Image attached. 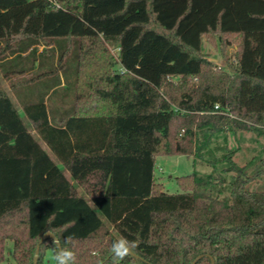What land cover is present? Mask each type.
<instances>
[{
  "label": "trees",
  "instance_id": "obj_1",
  "mask_svg": "<svg viewBox=\"0 0 264 264\" xmlns=\"http://www.w3.org/2000/svg\"><path fill=\"white\" fill-rule=\"evenodd\" d=\"M207 37L236 45L233 74ZM0 76L20 106L0 78V264L9 241L44 264L47 232L77 264H113L121 236L144 264H264V158L249 176L229 152L175 194L155 179L158 157L197 162L218 133L264 136V0H0Z\"/></svg>",
  "mask_w": 264,
  "mask_h": 264
},
{
  "label": "rangeland",
  "instance_id": "obj_2",
  "mask_svg": "<svg viewBox=\"0 0 264 264\" xmlns=\"http://www.w3.org/2000/svg\"><path fill=\"white\" fill-rule=\"evenodd\" d=\"M211 40L212 39L208 37L204 38L202 48L203 52L211 60L215 70L230 72L233 74L237 63L236 45L231 43L230 46L224 49L222 47V40H219L218 45H215ZM109 49L114 56H117V44L110 45ZM0 78L2 80L3 89L13 100L9 87L6 85V82L1 76ZM168 81L175 87L180 85L181 82L179 77H170L168 78ZM195 82L197 81L195 80ZM13 101L17 105L16 100ZM263 149L264 136L259 134L257 131L238 130L218 133L213 136L209 147L203 152L202 159L197 162L194 161L193 157H187L184 155L158 157L155 168V179L157 182H160L165 186V190L168 193H179L180 189L176 183V177L188 175L193 172H198L203 176H208L214 173L215 167L218 173H223L224 169L227 167V163L221 162V159L229 152H233V160L237 164L240 166L248 165V175L254 176L256 171H258L261 166V161L264 158ZM227 176L230 178L232 177V174L229 173ZM250 187L251 189L257 191L264 190V177L259 180H255ZM6 252V259L1 264H15L13 257V242L9 241L7 243ZM53 256L52 251H48L45 256L44 264H55ZM129 264L144 263L139 259H136L134 262Z\"/></svg>",
  "mask_w": 264,
  "mask_h": 264
},
{
  "label": "clouds",
  "instance_id": "obj_3",
  "mask_svg": "<svg viewBox=\"0 0 264 264\" xmlns=\"http://www.w3.org/2000/svg\"><path fill=\"white\" fill-rule=\"evenodd\" d=\"M47 234L53 237L52 247L54 250L53 259L55 264H77L75 252L66 246L70 238H65L63 242H58L59 238L54 233L49 232ZM137 247L134 241H130L123 236L113 240L110 247L113 264H118V262L135 255Z\"/></svg>",
  "mask_w": 264,
  "mask_h": 264
},
{
  "label": "crops",
  "instance_id": "obj_4",
  "mask_svg": "<svg viewBox=\"0 0 264 264\" xmlns=\"http://www.w3.org/2000/svg\"><path fill=\"white\" fill-rule=\"evenodd\" d=\"M40 50H42V48L40 49ZM61 80H62V84H61V86H63L64 85V80H63V78L61 77ZM5 82H6V85L9 87V89H10V92H11V94H12V97H13V100H16V103H17V105L19 106V104H18V102H17V100H18V98H17V96L14 94V91H13V87L11 86V82H10V80H4ZM19 108H20V106H19ZM20 111H21V109H20ZM43 147L49 152V154H50V156L53 158V160L60 166V167H63L60 163H59V161L57 160V158L48 150V148L45 146V144H43ZM157 162V161H156ZM66 174H67V176L68 177H70V175H69V173L68 172H66Z\"/></svg>",
  "mask_w": 264,
  "mask_h": 264
},
{
  "label": "water",
  "instance_id": "obj_5",
  "mask_svg": "<svg viewBox=\"0 0 264 264\" xmlns=\"http://www.w3.org/2000/svg\"><path fill=\"white\" fill-rule=\"evenodd\" d=\"M47 233H49V232H47ZM45 234L43 237H42V239H41V241H40V243H42L46 238H48V237H50V238H52L53 239V237L51 236V235H48V234ZM59 242V241H58ZM39 250H40V244L37 246V250H36V254H35V258H34V264H37V260H38V255H39ZM135 258H137V259H139V256L138 255H133ZM198 259L199 258H196V260L192 263V264H196V262L198 261ZM212 264H214V259H212Z\"/></svg>",
  "mask_w": 264,
  "mask_h": 264
},
{
  "label": "built area",
  "instance_id": "obj_6",
  "mask_svg": "<svg viewBox=\"0 0 264 264\" xmlns=\"http://www.w3.org/2000/svg\"><path fill=\"white\" fill-rule=\"evenodd\" d=\"M216 108H218V106H216Z\"/></svg>",
  "mask_w": 264,
  "mask_h": 264
}]
</instances>
